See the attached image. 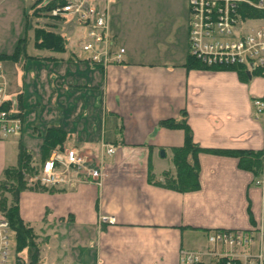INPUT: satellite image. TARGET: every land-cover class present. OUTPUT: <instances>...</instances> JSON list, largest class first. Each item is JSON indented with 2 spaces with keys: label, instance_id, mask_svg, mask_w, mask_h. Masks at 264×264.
Segmentation results:
<instances>
[{
  "label": "crops",
  "instance_id": "1",
  "mask_svg": "<svg viewBox=\"0 0 264 264\" xmlns=\"http://www.w3.org/2000/svg\"><path fill=\"white\" fill-rule=\"evenodd\" d=\"M101 5L116 43L125 48L123 61L101 66L69 45L62 57L41 56L62 63L59 72L49 73L61 84V106L49 120L26 125L30 84L23 80L15 95L21 94L22 129L18 137L0 140V174L16 164L19 145L39 159L46 127L58 125L67 140L53 151L76 148L103 176L96 184L70 171L66 184L24 190L20 216L35 227L62 225L59 264H179L182 250L203 256L221 251L207 240L216 230L251 231L264 250V156L258 177L235 157L200 152L195 191L180 193L148 180L150 173L159 181L163 172L174 173L172 163L160 160L170 151L172 162V148L184 141L182 129L160 126L163 119L184 115L202 148L264 150V118L253 102L264 96V71L242 76L236 69L186 66L188 0ZM38 90L29 89L35 101ZM106 144L114 153L106 152Z\"/></svg>",
  "mask_w": 264,
  "mask_h": 264
},
{
  "label": "built area",
  "instance_id": "2",
  "mask_svg": "<svg viewBox=\"0 0 264 264\" xmlns=\"http://www.w3.org/2000/svg\"><path fill=\"white\" fill-rule=\"evenodd\" d=\"M100 1L108 0H64L52 7V15L70 16L86 31V39L80 46L87 60L107 66L122 62L125 48L116 43L108 26V10L100 7ZM244 6L262 12V15H248L243 12ZM189 32L188 50L207 65L229 66L243 64L248 70L264 71V0H188ZM253 25L246 22L260 20ZM0 59V140L18 137L22 129V117L16 105L15 96H8V84ZM257 115L264 118V96L254 99ZM106 152L114 153L113 145L106 144ZM264 156V154H263ZM86 154L76 148L64 151H53L45 162L36 183L40 187H53L66 184L68 174L73 171L81 175L84 181L100 183L102 171L90 164ZM102 221L112 223L113 218L101 216ZM8 221L0 216V264H10ZM13 234V233H12ZM213 247L220 250H208L209 262L220 258L225 264L238 261L239 264H263L261 253L245 252L246 245L254 241L251 231L216 230L207 237ZM203 254L182 250L179 264L202 262ZM15 257L14 264H31L28 259ZM204 262V261H203Z\"/></svg>",
  "mask_w": 264,
  "mask_h": 264
},
{
  "label": "trees",
  "instance_id": "3",
  "mask_svg": "<svg viewBox=\"0 0 264 264\" xmlns=\"http://www.w3.org/2000/svg\"><path fill=\"white\" fill-rule=\"evenodd\" d=\"M64 0H34L30 5V11L25 12L26 19L28 16H49L52 15V7L63 3ZM243 12L248 15H262L263 13L253 8L244 6ZM54 26V24H51ZM34 45L41 49L50 51H64L68 44V38L64 33L59 32L49 26V24H35L33 27ZM27 56L25 50L24 38H19L14 49L10 53L0 52V59L20 61ZM184 64L188 67L198 68H228L236 69L242 76H246L247 68L243 64H233L229 66L207 65L199 58L188 52ZM262 71V69H258ZM16 105L21 106V94H18ZM20 116L23 115L20 111ZM23 120V119H22ZM160 126L168 129H182L184 132V141L182 145L172 148V164L174 173L165 171L162 174V181L155 179L150 173L148 180L159 184L165 188L180 193L195 191L199 188V162L198 154L200 152H210L237 158L238 166L245 170L252 171L256 176L261 175V166L263 161L264 150H240V149H211L202 148L194 142L192 133L186 123L184 115L180 119L167 118L160 121ZM67 140L66 131L58 125H49L46 127L42 137L40 148L39 169L34 163V155L27 151L23 145L18 146L17 162L14 165H7L0 174V216L8 221L10 230L15 240V249L17 253L26 250L27 259L31 264H39L40 251L39 242L36 240L37 235L34 233V227L22 219L19 213L18 198L24 190L37 189L32 184L27 183L24 174H35L38 170L43 169L45 162L49 159L53 150L65 145ZM18 255V254H16ZM21 259V257H17ZM225 259L220 258L212 262H196L192 264H225ZM231 264H239L233 261Z\"/></svg>",
  "mask_w": 264,
  "mask_h": 264
},
{
  "label": "rangeland",
  "instance_id": "4",
  "mask_svg": "<svg viewBox=\"0 0 264 264\" xmlns=\"http://www.w3.org/2000/svg\"><path fill=\"white\" fill-rule=\"evenodd\" d=\"M34 0H0V52L10 53L19 38H24L25 50L27 56L20 61L3 60L4 75L8 84V96L12 97L16 95L18 89L21 90L22 82L30 84L27 89L28 95L25 97V107L28 113L25 112L26 125L35 122L47 121L50 117L56 113L57 108L61 106L62 96L59 86L61 84L56 79L51 80L54 74L62 69V63L58 61L46 60L41 56L53 54L55 56H64L62 51H47L46 49L38 48L34 45L33 39V27L35 24H49V26L59 32L65 34L68 38L69 47L75 52L78 51L80 56H83V50L80 46L81 42L86 39V31L79 25L75 18L70 16L49 17V16H28L26 19L25 12L30 11V5ZM104 5H101L103 8ZM260 20H249L245 23H252L256 25L261 23ZM54 24V26H51ZM73 44V45H72ZM36 73L35 77H30L31 71ZM50 73V74H49ZM42 74L47 75L48 79H43ZM18 78V81H17ZM27 87V86H26ZM37 87L40 91V100L35 101L34 96L29 92L30 88ZM57 88L58 94L55 95L54 89ZM38 94V93H36ZM57 100V102L55 101ZM34 136H38L37 131H32ZM11 139V138H10ZM34 142V141H33ZM10 143V142H9ZM36 143V142H35ZM161 156V153H160ZM161 163L163 166L171 164V152L168 151L161 157ZM34 163L39 169V159L34 157ZM29 185L39 188L36 183L37 179L41 175V170H38L35 174H24ZM34 227V233L37 235V241L39 242L40 262L39 264H59L62 261V225L52 224H40ZM262 241L246 245L245 252L261 253L264 256V250ZM261 245V246H260ZM9 259L10 264H14L15 257L19 256L22 259H27V252L23 250L20 253L16 252L15 240L12 233L9 234ZM18 254V255H16ZM207 256V255H206ZM203 256V257H206ZM216 259H214L215 261ZM206 258V262H207ZM264 264V263H263Z\"/></svg>",
  "mask_w": 264,
  "mask_h": 264
},
{
  "label": "water",
  "instance_id": "5",
  "mask_svg": "<svg viewBox=\"0 0 264 264\" xmlns=\"http://www.w3.org/2000/svg\"><path fill=\"white\" fill-rule=\"evenodd\" d=\"M247 72L249 73L250 71L249 70H247ZM249 76H250V74H249ZM163 152V151H162ZM163 154V153H162Z\"/></svg>",
  "mask_w": 264,
  "mask_h": 264
}]
</instances>
